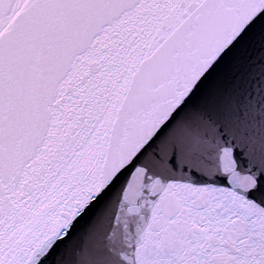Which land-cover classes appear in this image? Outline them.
I'll use <instances>...</instances> for the list:
<instances>
[{
	"label": "snow or ice",
	"instance_id": "1",
	"mask_svg": "<svg viewBox=\"0 0 264 264\" xmlns=\"http://www.w3.org/2000/svg\"><path fill=\"white\" fill-rule=\"evenodd\" d=\"M0 264H264V0H0Z\"/></svg>",
	"mask_w": 264,
	"mask_h": 264
},
{
	"label": "water",
	"instance_id": "2",
	"mask_svg": "<svg viewBox=\"0 0 264 264\" xmlns=\"http://www.w3.org/2000/svg\"><path fill=\"white\" fill-rule=\"evenodd\" d=\"M237 63H238V65H240V67H238L237 69H234V70L239 71L241 77H243L245 79H247V77L250 73H254L256 71V69H252L247 63H245L242 60L238 61ZM231 71H233V70H229V72L226 73L224 78L222 79L223 87L230 88L233 86ZM236 83H239V81H236ZM213 86H215V85H213Z\"/></svg>",
	"mask_w": 264,
	"mask_h": 264
}]
</instances>
